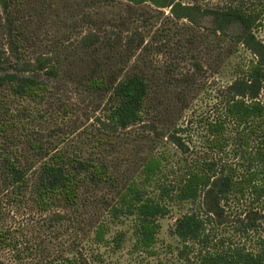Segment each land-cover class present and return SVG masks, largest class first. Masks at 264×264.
Instances as JSON below:
<instances>
[{"label":"trees","instance_id":"1","mask_svg":"<svg viewBox=\"0 0 264 264\" xmlns=\"http://www.w3.org/2000/svg\"><path fill=\"white\" fill-rule=\"evenodd\" d=\"M263 26L264 0H0V264L155 257L168 216L171 264H264Z\"/></svg>","mask_w":264,"mask_h":264},{"label":"rangeland","instance_id":"2","mask_svg":"<svg viewBox=\"0 0 264 264\" xmlns=\"http://www.w3.org/2000/svg\"><path fill=\"white\" fill-rule=\"evenodd\" d=\"M258 34L261 38L264 39V26L262 29L259 30ZM243 57L247 58L246 61L248 62L250 59H252V54H250V52H243ZM163 61H165L164 58ZM182 65L186 69L192 67L189 62L183 63ZM228 80H229L228 74L220 78L215 77L211 72H206V74L202 75V88L200 89L198 95L196 96L194 102L192 103L191 106L192 108L186 111L185 117L183 118L184 124L185 125L187 124L189 128H192L195 131V133L193 132L194 133L192 138L193 141L195 140L197 142L202 132L201 129L194 128V125L197 122L196 120L207 117L212 114V111L216 106V101L218 100L217 98H219L220 96V88ZM191 118H193L192 120L194 121V124H192V126H191V122H188L189 119L191 121ZM195 149L197 150L196 152L203 154V149L200 148L199 146ZM172 150L175 151L174 149ZM173 160H175V156L173 157ZM183 209L186 210V208ZM29 220L31 222H38L37 220H42V217L36 215L31 216L24 210H15V209L11 211L9 215V224L11 225L12 223L14 227L17 226V228L20 229V231H22L23 229L25 231L26 229L29 230V228H27L29 224ZM161 222H162V227L159 233V241L157 243L158 255H156L155 257H147L144 254L140 255L138 253H135L130 250L132 246L131 242H127L125 243L124 247L121 249L112 248V247H105V249H102V251H104L103 259L100 258L98 264H140V262L155 264L159 260H162L164 264H171L172 261L176 260V256H177L176 250L178 247L177 246L178 241L176 240V238H174L171 235L170 232V229L172 228V224L174 222V217L168 216L162 219ZM72 237H73L72 234L65 233V235L62 236L60 240L57 241L61 243L58 245H62V243H66L70 241ZM24 238L25 237L23 236V239ZM240 244H244V241H242ZM24 245L25 244H23V246ZM246 246H247V242H246ZM189 257H191V255ZM7 260L5 261V264H8Z\"/></svg>","mask_w":264,"mask_h":264}]
</instances>
